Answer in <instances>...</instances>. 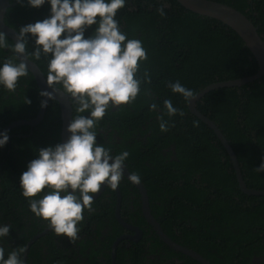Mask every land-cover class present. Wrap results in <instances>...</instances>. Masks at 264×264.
Segmentation results:
<instances>
[{
    "label": "trees",
    "instance_id": "trees-1",
    "mask_svg": "<svg viewBox=\"0 0 264 264\" xmlns=\"http://www.w3.org/2000/svg\"><path fill=\"white\" fill-rule=\"evenodd\" d=\"M9 1L15 4L7 8L4 19L17 31L49 15L48 3L33 8L26 0L23 5ZM215 1L243 12L258 26L264 40V0ZM161 7L163 17L156 11ZM116 19L128 38L142 41L148 59L140 63L137 75L142 77L147 69L151 84L141 85V94L132 104L109 109L98 125L97 142L110 148L113 155L129 152L125 165L141 176L150 210L173 240L211 264H264V195L240 189L229 154L215 132L166 86L168 81H179L197 93L213 82L256 73L257 61L234 30L185 9L177 0H127ZM95 27L85 30V38ZM8 43H13L9 37ZM27 47L29 51L34 48L30 35ZM5 58H14V54L0 49V61ZM36 63L46 78L47 59L42 56ZM145 89L151 94L144 95ZM40 92L30 71L19 78L15 91L0 87V128L34 118L42 101ZM164 99L184 113L170 118L164 114L169 121L166 132L160 131L157 120ZM153 102L158 104L156 111L149 110ZM196 106L228 139L246 185L264 190V172L254 170L264 156V75L241 86L210 90ZM75 107L73 103V117ZM61 126L60 105L49 99L38 124L7 130L9 139L0 147V224L11 226L9 235L0 240L5 258L12 249H25L32 237L48 227L29 211L19 177L38 149L61 143ZM119 188L120 214L142 229V237L139 241L122 239L116 247L115 264H201L159 238L142 214L140 193L133 183L124 177ZM115 204V190L105 186L94 198L95 211L84 212L78 239L71 243L50 229L29 244L25 264H112L114 241L132 232L116 219Z\"/></svg>",
    "mask_w": 264,
    "mask_h": 264
},
{
    "label": "clouds",
    "instance_id": "clouds-1",
    "mask_svg": "<svg viewBox=\"0 0 264 264\" xmlns=\"http://www.w3.org/2000/svg\"><path fill=\"white\" fill-rule=\"evenodd\" d=\"M24 3V0H17ZM127 0H26L28 6L39 8L48 3L49 15L34 23L23 25L9 44L5 32L0 31V49H9L14 58L0 61V87L15 91L19 78L28 76L29 61L47 59L46 84L55 91L60 86L77 113L67 125L68 138L56 145L38 149L36 158L27 163L19 177L23 197L28 199L29 211L45 220L57 236L64 235L72 243L78 239L79 225L84 212L93 208V195L101 186L116 190L124 178L123 169L129 157L127 150L113 155L110 148L97 142L98 125L111 108L132 104L141 94V85L151 84V74L145 69L137 75L140 63L148 59L140 39L128 38L121 30L116 15ZM163 17L164 8L156 10ZM98 18V19H97ZM96 25L92 35L85 38V30ZM63 34V38H61ZM34 48L29 51L27 38ZM166 86L190 104L196 93L179 81ZM144 95L151 93L145 89ZM41 96L53 99V92L41 91ZM25 102L31 103L30 100ZM47 101H41L46 107ZM156 102L149 104L156 111ZM88 113V115H82ZM184 113L170 99L163 100V113L158 115L159 129L168 131L164 119ZM7 130L0 131V147L8 141ZM264 172V156L255 167ZM127 179L133 184L141 176L132 172ZM42 193V194H41ZM37 194H41L38 198ZM8 224H0V240L9 235ZM23 247L7 252L0 246V264H25Z\"/></svg>",
    "mask_w": 264,
    "mask_h": 264
},
{
    "label": "water",
    "instance_id": "water-1",
    "mask_svg": "<svg viewBox=\"0 0 264 264\" xmlns=\"http://www.w3.org/2000/svg\"><path fill=\"white\" fill-rule=\"evenodd\" d=\"M177 1L182 6H184L185 9L193 11L202 16H206L208 18L217 19L220 22L226 24L232 30H234L241 37L246 47L250 50L253 57L258 63L257 72L250 76L239 79L213 82L211 84L206 85L204 88H202L200 91L196 93V100H193L190 104H188V108L192 114H194L204 123H206L215 132L216 136L224 145L227 153L229 154L232 165L234 167L236 179L238 181L240 189L247 194L264 195V190L250 188L246 185L243 179V174L241 171V166L238 161L237 155L234 152L228 139L225 137V135L220 130L218 125L212 119H210L208 116L202 113L196 106L197 101L210 90L225 86H241L248 82H252L264 75V40L258 32V26L255 25L243 12L226 3H222L215 0H177ZM14 4L15 2L11 3L9 0H0V31L5 32L6 35L13 40V42H15L16 33L18 31L13 27L9 26L8 24H6L4 18L7 8L13 6ZM28 64H29V71L33 74L39 89L41 91L53 92V97H54L53 99H55L60 105L61 120H62V126H61V143H62L70 135L67 131V125L73 119L72 104L69 102L67 94L63 93L62 89L57 87V89L53 91V89L48 87V85L46 84V78L44 76V73L42 72L41 68L38 66L36 62L29 61ZM42 100L48 101L49 98L47 96H42ZM44 112H45V107H41L40 105V109L34 118L16 120L0 128V131L9 130L17 125H22V124L35 126L42 119ZM129 173L131 172L127 167H125L123 169V175L126 179ZM134 185L136 186V188L140 193L142 214L145 217V219L152 225L153 229L155 230L159 238L173 250L187 255L197 260L201 264H211L210 261L206 259L204 256H202L200 253L196 252L192 248L179 244L164 232L160 223L156 220V218L153 216L150 210L148 192L146 187L142 182ZM103 187L104 186L102 185L100 191L97 192L94 196L100 194L103 190ZM115 193H116V204H115L116 218L123 226H126L127 228L133 230L135 233L128 236L126 235L121 236L114 241L112 245V253H111L112 264H115L116 247L118 243L121 241V239L129 238L131 240H137L142 233L140 228L136 226H132L131 224L123 220L120 214L121 191L119 186L115 190ZM47 231H50L49 227L45 228V230L38 235H42ZM38 235L32 237L30 241L27 243L22 257L24 261L26 260L27 257L29 244Z\"/></svg>",
    "mask_w": 264,
    "mask_h": 264
},
{
    "label": "flooded vegetation",
    "instance_id": "flooded-vegetation-1",
    "mask_svg": "<svg viewBox=\"0 0 264 264\" xmlns=\"http://www.w3.org/2000/svg\"><path fill=\"white\" fill-rule=\"evenodd\" d=\"M187 105H188V103H187ZM104 188H105V186L103 187V190H104ZM103 190H102V192H103ZM101 192V193H102ZM100 193V194H101ZM96 194V193H95ZM95 194H92L93 195V199L94 198H96L98 195H100V194H97L96 196H94ZM116 216V215H115ZM117 219V218H116ZM124 220V219H123ZM125 221V220H124ZM147 221V220H146ZM119 222V221H118ZM127 222V221H126ZM148 222V221H147ZM120 223V222H119ZM127 223H129V222H127ZM149 223V222H148ZM121 224V223H120ZM129 224H131L132 226H136V227H138V228H140L138 225H135V224H132V223H129ZM150 224V223H149ZM122 225V224H121ZM151 225V224H150ZM123 226V225H122ZM152 226V225H151ZM127 230H130V231H132L131 233L130 232H127V233H124V234H122V235H120L119 237H121V236H128V235H132V234H134L135 232L133 231V230H131V229H129V228H127L126 226H124ZM153 228V227H152ZM141 229V228H140ZM141 231H142V229H141ZM155 231V230H154ZM118 237V238H119ZM141 237H142V233H141V236L137 239V240H133V241H139L140 239H141ZM124 239H129V238H124ZM122 240V239H121ZM165 243V242H164ZM182 245V244H181Z\"/></svg>",
    "mask_w": 264,
    "mask_h": 264
}]
</instances>
